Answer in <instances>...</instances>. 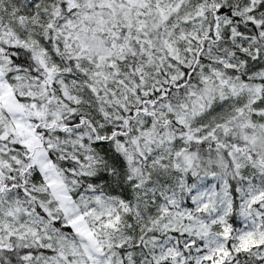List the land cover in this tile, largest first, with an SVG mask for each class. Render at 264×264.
I'll return each instance as SVG.
<instances>
[{
    "label": "snow or ice",
    "instance_id": "obj_1",
    "mask_svg": "<svg viewBox=\"0 0 264 264\" xmlns=\"http://www.w3.org/2000/svg\"><path fill=\"white\" fill-rule=\"evenodd\" d=\"M0 264H264V0H0Z\"/></svg>",
    "mask_w": 264,
    "mask_h": 264
}]
</instances>
